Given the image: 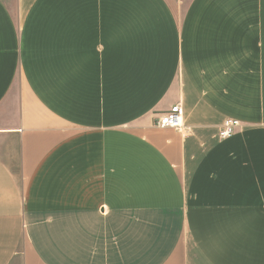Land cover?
<instances>
[{"label": "crops", "instance_id": "obj_1", "mask_svg": "<svg viewBox=\"0 0 264 264\" xmlns=\"http://www.w3.org/2000/svg\"><path fill=\"white\" fill-rule=\"evenodd\" d=\"M0 264H264V0H0Z\"/></svg>", "mask_w": 264, "mask_h": 264}, {"label": "built area", "instance_id": "obj_2", "mask_svg": "<svg viewBox=\"0 0 264 264\" xmlns=\"http://www.w3.org/2000/svg\"><path fill=\"white\" fill-rule=\"evenodd\" d=\"M183 113L184 111L181 105L175 103L168 111L159 116L155 124L158 127H169L178 131L184 130L186 127L182 122ZM221 124L218 131V137L220 139H225V137L230 136L241 126L239 120L233 118H225Z\"/></svg>", "mask_w": 264, "mask_h": 264}, {"label": "rangeland", "instance_id": "obj_3", "mask_svg": "<svg viewBox=\"0 0 264 264\" xmlns=\"http://www.w3.org/2000/svg\"><path fill=\"white\" fill-rule=\"evenodd\" d=\"M184 2H187V0H184Z\"/></svg>", "mask_w": 264, "mask_h": 264}]
</instances>
